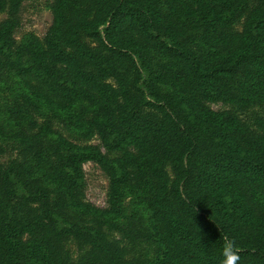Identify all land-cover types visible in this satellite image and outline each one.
<instances>
[{
  "label": "trees",
  "instance_id": "trees-1",
  "mask_svg": "<svg viewBox=\"0 0 264 264\" xmlns=\"http://www.w3.org/2000/svg\"><path fill=\"white\" fill-rule=\"evenodd\" d=\"M24 1L0 0V264H221L225 236L264 264V118L209 106L264 105V0H53L17 41Z\"/></svg>",
  "mask_w": 264,
  "mask_h": 264
},
{
  "label": "rangeland",
  "instance_id": "rangeland-1",
  "mask_svg": "<svg viewBox=\"0 0 264 264\" xmlns=\"http://www.w3.org/2000/svg\"><path fill=\"white\" fill-rule=\"evenodd\" d=\"M53 0H25L19 10L20 27L15 32V39L20 41L23 35L29 32L35 33L38 37H42L51 25V5ZM6 18V13L0 14V22ZM241 24L236 25L239 30ZM0 93V99H11V94ZM210 108L214 111H235L238 118L246 123L251 130L257 131L254 126V120L257 117L264 118V105H256L248 110L237 111L229 105L221 103L210 104ZM59 129L63 131L60 127ZM64 132V131H63ZM65 133V132H64ZM92 144H97L96 140L90 141ZM16 145L10 141L7 143L5 153L0 156V165H6L9 160L17 158ZM86 191L85 197L91 204L105 208L107 207V191L108 178L105 174L94 164L87 163L84 165ZM129 258L139 259L146 256H151L153 253V245L146 241H138L134 244L123 243ZM68 248L73 254V258L77 259L79 251L73 243L68 244Z\"/></svg>",
  "mask_w": 264,
  "mask_h": 264
},
{
  "label": "clouds",
  "instance_id": "clouds-1",
  "mask_svg": "<svg viewBox=\"0 0 264 264\" xmlns=\"http://www.w3.org/2000/svg\"><path fill=\"white\" fill-rule=\"evenodd\" d=\"M202 232V229H199ZM206 235V234H205ZM223 248H222V261L221 264H240L239 246L237 243L225 236L223 238Z\"/></svg>",
  "mask_w": 264,
  "mask_h": 264
}]
</instances>
